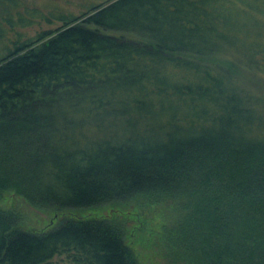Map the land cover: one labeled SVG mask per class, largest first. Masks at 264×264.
<instances>
[{
  "label": "trees",
  "instance_id": "obj_1",
  "mask_svg": "<svg viewBox=\"0 0 264 264\" xmlns=\"http://www.w3.org/2000/svg\"><path fill=\"white\" fill-rule=\"evenodd\" d=\"M127 1L23 39L41 14L0 0V194L55 212L161 194L169 261L264 264V92L244 77H264V0ZM63 253L139 264L107 219L30 231L0 208V264Z\"/></svg>",
  "mask_w": 264,
  "mask_h": 264
},
{
  "label": "rangeland",
  "instance_id": "obj_2",
  "mask_svg": "<svg viewBox=\"0 0 264 264\" xmlns=\"http://www.w3.org/2000/svg\"><path fill=\"white\" fill-rule=\"evenodd\" d=\"M18 1L20 4L17 10L14 11L15 14L19 11L23 16H27L32 9L38 10L41 14L31 25L16 28L20 32L21 38L34 39L40 33L54 32L60 28L62 21L56 18L58 15H81L91 5L102 0ZM133 2L134 0H129L123 3V6L131 7ZM26 8H28V11ZM81 21L82 19H80ZM106 32L114 35L118 31L108 30ZM10 36L14 37L15 34L11 32ZM128 36L133 37L132 34ZM244 77L254 81L255 87L264 92L262 73H258L255 77L250 75H244ZM176 202V199L161 194L142 193L126 200L55 212L51 209L33 206L24 198L12 192L0 194V208L18 213L21 227L30 231H39L56 226L60 221L68 218H98L113 222L122 228L124 241L133 251L139 264H185L169 261L166 258L164 244L162 243L165 229L171 227L181 214L180 211H177L178 205ZM46 264L75 263L70 260L67 254L63 253L54 256Z\"/></svg>",
  "mask_w": 264,
  "mask_h": 264
}]
</instances>
